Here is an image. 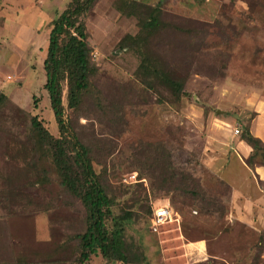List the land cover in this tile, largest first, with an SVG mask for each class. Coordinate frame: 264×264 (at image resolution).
I'll return each mask as SVG.
<instances>
[{
  "label": "rangeland",
  "instance_id": "1",
  "mask_svg": "<svg viewBox=\"0 0 264 264\" xmlns=\"http://www.w3.org/2000/svg\"><path fill=\"white\" fill-rule=\"evenodd\" d=\"M71 1L28 7L26 0H0V27L29 11L35 18L27 24L38 31L25 52L4 50L8 37L0 40V92L7 97L0 102V264H76L79 256L74 237L85 230V210L59 188L51 161L34 150L30 135L37 117L59 137L43 62L50 23ZM128 1L161 8L166 26L150 51L188 96L177 99L160 83L150 90L137 78L141 54L119 46L140 33L138 19L124 12ZM84 20L99 96L73 111L64 93L65 113L92 149L118 212L133 215L126 240L140 245L143 264H264V217L239 215L221 180L244 186L245 170L236 156L227 158L254 105L264 101V0H99ZM163 149L170 165L192 177L188 186L159 178ZM159 205H169L177 221L155 231ZM197 242L202 251L192 248ZM86 264L121 263L98 255Z\"/></svg>",
  "mask_w": 264,
  "mask_h": 264
},
{
  "label": "trees",
  "instance_id": "2",
  "mask_svg": "<svg viewBox=\"0 0 264 264\" xmlns=\"http://www.w3.org/2000/svg\"><path fill=\"white\" fill-rule=\"evenodd\" d=\"M97 1L99 0H72L66 10L50 23L44 61V90L49 95L59 137L52 136L37 117H32L31 141L34 150L51 161L59 188L78 199L85 210V230L74 237L79 249L76 264H86L91 257L98 255L107 262L143 264L146 258L140 245L128 243L126 240L133 215L129 212H118L116 199L109 194L103 176L94 168L92 149L71 128L63 103L65 93L68 108L77 111L87 97L99 96L92 82L98 74V67L93 60L84 20ZM124 12L127 16L136 17L140 27L137 36H127L119 45L122 50L129 49L141 54L142 62L135 73L137 78L150 90L155 89L156 83H160L168 87L177 99L188 96L183 88V81L169 76L150 51V40L166 26L161 17V8L128 1ZM5 100L7 97L0 92V102ZM249 124L250 122L242 127L241 140L252 148L246 164L254 170L256 167H264V142L252 135ZM157 151L158 148L154 153ZM159 156L164 164L162 176L159 178L169 175L171 180L187 182L188 186L192 177L170 165L168 151L163 149ZM190 189L191 186L185 191ZM22 262L20 260V264Z\"/></svg>",
  "mask_w": 264,
  "mask_h": 264
},
{
  "label": "crops",
  "instance_id": "3",
  "mask_svg": "<svg viewBox=\"0 0 264 264\" xmlns=\"http://www.w3.org/2000/svg\"><path fill=\"white\" fill-rule=\"evenodd\" d=\"M34 3H36V0H26L25 6L27 5L30 7ZM32 14L33 13H29V11H24L19 15L15 13V17L12 14V16L9 17L6 22L4 21L5 26L3 25L0 27V29L3 31V33L0 35V40L6 36L10 41V43L8 40L5 42L7 47L4 50L12 47V49L25 52L30 47L34 40V36L38 33V31L32 27V22V24H27L30 18L31 20L32 18H35V16ZM12 28L13 31H11ZM0 83H2L1 79ZM253 112L255 116L250 120V131L253 136L264 142V101L257 102L254 105ZM229 142L230 141H227V144ZM234 144L235 147L233 148V152L230 153L229 157L227 156V162H229V159L235 158L236 156L238 160L237 164H239V166L245 170L244 186L243 184L241 186L238 184L235 186L230 182L228 176L225 180H223L224 178L220 179L231 188V204L232 207L234 203L239 204V215H251L249 217L255 218L256 220L259 217H264V167H256L254 170L250 169L246 164V160L251 155L252 148L244 141H238ZM188 245L189 244H186L185 247H189ZM193 245L194 247L192 248H195L196 250L199 249L202 251L204 249L202 242H197Z\"/></svg>",
  "mask_w": 264,
  "mask_h": 264
},
{
  "label": "built area",
  "instance_id": "4",
  "mask_svg": "<svg viewBox=\"0 0 264 264\" xmlns=\"http://www.w3.org/2000/svg\"><path fill=\"white\" fill-rule=\"evenodd\" d=\"M236 134H240L239 129L236 130ZM175 220L173 210H171L169 205H159L153 210L152 228L157 231L161 226Z\"/></svg>",
  "mask_w": 264,
  "mask_h": 264
}]
</instances>
